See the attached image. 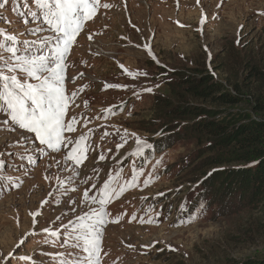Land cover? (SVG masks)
Returning <instances> with one entry per match:
<instances>
[{
    "label": "rangeland",
    "instance_id": "374dc122",
    "mask_svg": "<svg viewBox=\"0 0 264 264\" xmlns=\"http://www.w3.org/2000/svg\"><path fill=\"white\" fill-rule=\"evenodd\" d=\"M103 2L113 7L100 9L86 23L65 70L71 97L65 120L75 118V131L65 135L86 145L87 159L73 169L64 162L66 149L38 147L32 134L0 126V264L9 259L11 264H72L78 254L83 259L73 243H64L68 233L61 225L77 223L85 212L91 216L81 202L83 193L99 198L106 181L109 191L120 186L125 191L105 206L106 219L118 222L102 230L101 264H237L263 258L264 202H243V185H236L237 191L230 183L222 186L229 177L217 171L237 163L199 167L205 141L177 124L166 127L161 103L184 92L180 78L207 76L245 94L238 105L223 108L259 117L254 107L262 90L256 87L259 80L246 77V69L259 66L264 72V0ZM30 12H39L35 0H9L0 9V29L28 40L50 35L28 31L43 27ZM33 51L49 53L38 46ZM148 87L151 93L144 91ZM137 138L152 145L143 156L136 155ZM160 140L166 141L148 159L146 153ZM134 174L136 183L129 187ZM209 177H216V193H204ZM44 228L59 229L61 235L53 242ZM23 255L33 259L18 262Z\"/></svg>",
    "mask_w": 264,
    "mask_h": 264
},
{
    "label": "snow or ice",
    "instance_id": "6c2138e0",
    "mask_svg": "<svg viewBox=\"0 0 264 264\" xmlns=\"http://www.w3.org/2000/svg\"><path fill=\"white\" fill-rule=\"evenodd\" d=\"M8 2L9 0H2L0 9H4ZM197 3L199 4L200 0H197ZM35 5L39 12L27 14L42 20L43 27H37L35 30L28 29V31L35 34L47 30L50 35L28 40L0 29V126L5 127L6 130L8 126L12 129L19 128L32 134L33 140L38 141V147L43 146L54 152L66 149L65 164L77 169L87 159L86 145L82 146L78 141L69 140L65 135L66 132L75 131L73 128L75 118L73 117L72 121L65 120L71 103V97L66 93L64 85L66 61L71 46L84 30L86 23L92 21L100 9H110L113 5L103 0H35ZM206 20L207 16L202 15L201 23H205ZM240 27L243 28V25ZM236 43H240L239 38ZM34 46H38L39 49L47 48L49 53L38 55L33 51ZM128 74L147 76L146 72ZM114 87L126 88L127 86L114 85ZM144 91L151 93L153 88L148 87ZM27 139L25 136V142ZM85 140L86 137H80V141ZM69 145L72 146L69 147ZM136 145L138 156L144 155L145 148H152L151 144L140 138H137ZM117 147H123V145ZM162 162L163 157L156 160L153 167ZM76 174L79 175V172L77 171ZM149 175L151 176V173ZM136 180L137 177L134 174L128 186H133ZM144 183L147 186L149 181L145 180ZM14 186L18 187V185ZM109 188V182L106 181L99 198L90 195L86 190L81 202L86 205L92 215L85 212L83 216L77 217V223L69 220L68 224L61 225L68 233L64 243H73V246L83 253V259H80L78 254L72 264H101L102 230L107 223L118 222L106 219L109 213L105 206L113 196H119L125 191L123 186H120L118 191L116 189L109 191ZM93 205H98V210ZM33 215L35 216V213ZM195 218V216L190 217L188 222ZM69 225H71V231H69ZM43 231L53 238V242L61 235L59 229L44 228ZM23 242L21 240L20 243L23 244ZM32 259L28 255L17 257L18 262H27ZM8 264H11L10 259Z\"/></svg>",
    "mask_w": 264,
    "mask_h": 264
},
{
    "label": "trees",
    "instance_id": "16d2710c",
    "mask_svg": "<svg viewBox=\"0 0 264 264\" xmlns=\"http://www.w3.org/2000/svg\"><path fill=\"white\" fill-rule=\"evenodd\" d=\"M246 70V77L254 82L259 80L256 87L262 90L254 107L260 113L259 117L246 110L223 108L238 105L245 99V94L228 91L225 83L199 75L180 78L184 92H177L174 98L164 100L161 105L162 117L169 121L166 127L177 124V129L182 126L184 131L199 138L200 142L205 141L203 148L206 153L197 162L199 167L202 164L212 167L238 164L217 172L229 177L221 184L223 187L230 183L232 191H237L236 185H243L245 196L242 199L249 204L264 202V72L259 66ZM169 131L166 130L167 133ZM167 133L163 135H169ZM165 141L155 142L146 157L150 159ZM243 163V166H239ZM214 179L216 177H209L205 181L204 193H216L218 188ZM237 264H264V257L247 258Z\"/></svg>",
    "mask_w": 264,
    "mask_h": 264
}]
</instances>
